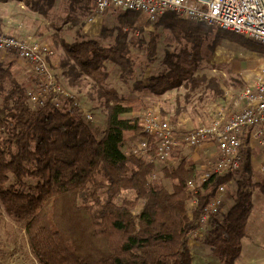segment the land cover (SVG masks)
Segmentation results:
<instances>
[{
    "label": "trees",
    "instance_id": "1",
    "mask_svg": "<svg viewBox=\"0 0 264 264\" xmlns=\"http://www.w3.org/2000/svg\"><path fill=\"white\" fill-rule=\"evenodd\" d=\"M56 1L46 0L48 6ZM140 18L138 11H119L115 27L104 29L105 36L117 31L109 45L89 38L62 43L69 70L87 76L101 89L106 108L101 138L77 106L57 108L48 101L33 107L28 97L31 84L20 82L10 68L0 64L4 92L0 102V200L9 214L25 218L28 243L39 264H193L189 231L217 188L228 186L236 176L232 172L212 175L198 193V204L192 206L188 181L199 173L193 159L182 156L177 163L158 169L152 161L154 144L150 157L126 155L130 139L145 133L136 113L148 105L141 98H125L110 86L107 64L119 67L120 79L128 82L135 72L131 35L137 29L139 34L149 30L142 43L153 59L159 47V28L169 29L181 43L180 53L166 52L163 63L167 69L150 76L148 84L136 83L137 89H148L159 100L185 84L191 83L187 89L196 90L199 79L216 82L195 75L201 47L215 31L218 37L251 51L264 54V45L174 12L148 22L146 28L139 26ZM8 80L11 86L5 87ZM180 97H176L178 110L185 108L178 107ZM93 112L96 116L99 110ZM248 148H241L245 156L250 153ZM249 164L246 159L248 169ZM158 170L172 182V188L155 179ZM239 184L234 203L212 216L202 238L220 264H235L247 234L252 193ZM254 185L264 193V175ZM126 191L133 196L124 195Z\"/></svg>",
    "mask_w": 264,
    "mask_h": 264
},
{
    "label": "rangeland",
    "instance_id": "2",
    "mask_svg": "<svg viewBox=\"0 0 264 264\" xmlns=\"http://www.w3.org/2000/svg\"><path fill=\"white\" fill-rule=\"evenodd\" d=\"M6 0H0V12L6 16L9 22L13 19L15 23L21 22L23 26L22 33L11 31V33H17L18 36L33 35L50 42L49 39L57 45L55 49L56 57L59 59V70L57 74L60 75L61 83L70 89V86L78 88L81 99L85 102L86 107L92 111L99 110L97 112V120L104 124L106 108L101 98V89L91 79L83 74H77L74 71L69 70V64H67L66 53L62 47L63 41L76 42L82 38L97 39L103 45H109L114 42L117 31L113 36H105L104 29L115 27L117 24V15L119 11L113 9L101 14V18L96 23L97 28L93 29L90 26V18L94 16V12L91 10V0H83L87 9L77 8L76 3L67 2L61 0L51 10L47 11L45 21L38 16L40 13L29 9H19L12 7V4L5 2ZM89 3V4H88ZM74 4V5H73ZM88 4V6H87ZM50 15V16H48ZM35 17L36 19H33ZM3 20L4 18H1ZM31 21L33 24L31 25ZM4 22H0V29H3ZM27 29H25V27ZM159 33L158 38V50L153 59L148 56L149 49L145 42L148 38L147 33L149 30H145L142 33H136L131 35L132 40L135 41V48L133 50L132 57L135 60V72L128 82H124L120 79L119 67L113 66L108 63L110 70V78L108 84L115 88H118L120 95L125 98H141L143 99L148 108L164 115L165 112H174L177 106L175 97H180L181 105L185 106V112L187 117L197 119L193 123H189L188 127H197L202 124L208 123L217 112L219 107H224L228 104L225 91L227 89L234 91H241L248 84L250 75H255L260 67L264 66V54L251 51L245 47L235 45L228 39L218 37L214 32L202 45L200 50V60L198 62V69L195 72L197 77L206 76L207 79L215 78L216 82H208L198 80L196 90L191 91L187 88H191V83L183 85L178 90H172L167 94V98L162 101L156 100L148 89L139 90L136 88V83L144 81L148 84V79L154 74L163 72L167 69V64L164 62L166 52L171 51L173 53H180L182 49L181 43L177 42L170 30H164ZM216 29V28H215ZM217 30V29H216ZM10 32V31H9ZM139 34V35H137ZM143 34V36H141ZM144 37V38H141ZM147 40V39H146ZM50 44V43H49ZM51 45V44H50ZM54 47V46H53ZM23 61V60H22ZM0 64L4 68H10L14 77L24 84H30L29 79L32 78V71L30 65L25 61L20 62V59L16 58L12 53L0 52ZM58 67L54 68L57 69ZM19 71V73L17 72ZM67 74V75H66ZM66 76H69L66 77ZM68 80L66 83L63 80ZM74 79V81H72ZM72 82V83H71ZM10 81L5 82V87H10ZM210 86V87H209ZM218 89L223 90V94H218ZM68 89V90H69ZM71 91V90H69ZM3 91L0 89V102L3 99ZM82 103V102H81ZM237 108V107H236ZM235 111V110H233ZM169 118V117H168ZM93 131L98 137L103 136V130L97 131L91 126ZM250 153L246 156L249 159L250 168H244L236 173V176L231 183L226 187V193L230 197L236 196V191L240 188L239 183L245 184L244 187L251 190L253 193L255 180H260L264 175L261 170V152L259 148L254 145L248 148ZM194 149L187 147L183 150V157L191 158V154ZM159 166L158 169L163 168ZM156 180L166 184L169 188H172V182L169 179H163L161 172L158 170ZM126 196H133L132 191L124 192ZM231 200V199H230ZM141 206L137 209L139 210ZM227 208H225L226 210ZM25 218L11 215L5 209L2 201L0 200V264H39L33 253L31 252L28 237L25 230ZM208 231V230H207ZM190 247L193 249L192 244ZM211 247L208 248L209 257L200 256L197 251L193 252V264H220L218 257L211 254Z\"/></svg>",
    "mask_w": 264,
    "mask_h": 264
},
{
    "label": "built area",
    "instance_id": "3",
    "mask_svg": "<svg viewBox=\"0 0 264 264\" xmlns=\"http://www.w3.org/2000/svg\"><path fill=\"white\" fill-rule=\"evenodd\" d=\"M94 14L100 15L110 9L134 10L141 13L140 26L173 11L179 17L234 31L264 45V0H92ZM0 52H9L31 67L28 97L33 107L50 101L57 108L79 107L85 122L93 124L97 118L86 109L80 99L73 95L56 77L52 59L55 49L45 40L33 35L18 36L0 29ZM241 91L227 89L225 94L234 104H242L232 113L219 107L214 117L194 128L174 125L161 113L146 108L137 112L145 133L130 139L125 154L150 157L152 146L156 165H170L173 154L187 147L199 148L208 143L216 147L215 159L207 161L206 168L188 181L193 194L191 205L199 202L198 193L204 183L214 174H236L246 163L242 147L256 145L261 152V170L264 174V66L250 75ZM247 139V140H246ZM244 141H247L245 144ZM226 185L217 188L203 213L194 221L188 234L189 243L201 240L207 233L210 220L224 202Z\"/></svg>",
    "mask_w": 264,
    "mask_h": 264
},
{
    "label": "crops",
    "instance_id": "4",
    "mask_svg": "<svg viewBox=\"0 0 264 264\" xmlns=\"http://www.w3.org/2000/svg\"><path fill=\"white\" fill-rule=\"evenodd\" d=\"M67 2H71V3H76L77 4V8H84L87 9L86 7H84L85 3L83 0H66ZM5 4H12V7H17L19 9H29V10H33V11H37L40 14L38 16H40L41 18H43L45 21H48L46 19V15H47V11L51 10L53 7H55L58 3L62 2L61 0H57L56 3L53 6H48L46 0H6L4 1ZM91 6H92V11L94 10V3L91 0ZM89 4V3H88ZM87 4V6H88ZM5 15V14H4ZM1 12H0V17L4 18L3 20L0 19V22H4L5 25H3V29L1 30H5V31H14V32H24L23 31V26H25L24 24H22L21 22L19 23H15V21L13 19H11L9 22L6 16H4ZM50 16V15H48ZM100 15H95L92 16L90 18V26L95 29L98 27V25L96 24L98 22V19L101 18ZM51 17V16H50ZM33 19H36L35 17H33ZM33 24V21H31V25ZM28 26L25 27V29H27ZM163 28V27H162ZM163 29H159L158 32H161ZM164 30L166 31L167 29L164 28ZM169 30V29H168ZM19 33V34H20ZM17 34V33H15ZM23 34V33H22ZM49 43L51 44V46L53 48H56L57 45L52 41V39H49ZM20 62H23L22 60H20ZM59 59L56 57V55L53 57L52 59V64L54 66V68L58 67L56 69V71L59 70ZM19 73V71H17ZM20 74V73H19ZM68 80H64L63 82H67ZM68 88V87H67ZM69 89V88H68ZM70 92L77 96L80 99L81 94L78 91V88H74L72 86H70ZM169 93V92H168ZM165 94V96L161 99L162 101H164L167 98V94ZM82 97V96H81ZM176 99V97H175ZM82 104L84 105V107L86 106L85 102L81 99ZM228 104L224 106V108L232 113L234 112L233 110H239L242 107V104H234L236 102L233 101H229L227 99ZM177 103V102H176ZM184 106V105H181ZM237 107V108H236ZM182 110H178L177 106L175 111L172 112H168L166 113V115H164L166 118L174 121L176 123V125L183 127V128H189L187 123L188 121H190L189 123H193L194 121H196L197 119H193L192 118H188L186 115V113L183 111L185 110V108H181ZM91 126H93L94 128H96L95 130L97 131H102L103 130V135L105 133V122L102 125L101 122L99 121V119L97 120V122L91 124ZM194 128V127H191ZM97 135V134H96ZM98 137V136H97ZM101 138V137H98ZM194 149L193 153L191 154V158L195 161L196 163V168L198 172H202L206 166H207V161L209 159H215L216 157V147L213 145V143H208L205 146H201L199 148H192ZM184 150V149H183ZM183 150L177 151L176 153L173 154V157L170 160V164H175L177 163L178 160H180V158L183 156ZM254 182V181H252ZM254 190L253 193L251 195V202H252V210H251V214L249 216V221H248V227H247V234L243 237L242 239V252L241 255L239 256V258L236 260L235 264H264V193L261 192L260 190V186L258 185H254ZM237 193V191H236ZM231 199V200H230ZM234 203V197H230V195H228V193H225L224 195V202H223V208L222 210H225V208H227V210L231 207V205ZM193 249L192 252L197 251L198 254L203 257H209L208 254V248L210 249V246L207 245L205 243L204 240H199V241H195L192 243ZM194 262V260H193Z\"/></svg>",
    "mask_w": 264,
    "mask_h": 264
},
{
    "label": "bare ground",
    "instance_id": "5",
    "mask_svg": "<svg viewBox=\"0 0 264 264\" xmlns=\"http://www.w3.org/2000/svg\"><path fill=\"white\" fill-rule=\"evenodd\" d=\"M113 10H115V11H120V10H116V9H113ZM170 12H173V11H170ZM175 13V12H174ZM141 19V18H140ZM183 19H185V18H183ZM191 20V19H190ZM194 21V20H193ZM148 22H150V21H147L145 24H143V25H139L140 27H144V28H146V25H147V23ZM197 22V21H196ZM140 23H141V21H140ZM205 23V22H204ZM207 24V23H206ZM209 25V24H208ZM212 26V25H211ZM140 32V30L139 29H137V31H136V33H139ZM261 68V67H260ZM84 106V105H83ZM86 108V107H85ZM87 109V108H86ZM163 115V114H162ZM164 116V115H163ZM165 117V116H164ZM97 118V117H96ZM168 119V118H167ZM170 120V119H169ZM171 121V120H170ZM178 126V125H177ZM246 164V163H245ZM158 166H160V165H158ZM245 167V166H244ZM244 167H243V169H244ZM223 206V205H222Z\"/></svg>",
    "mask_w": 264,
    "mask_h": 264
}]
</instances>
